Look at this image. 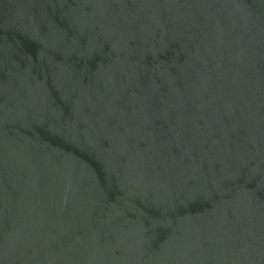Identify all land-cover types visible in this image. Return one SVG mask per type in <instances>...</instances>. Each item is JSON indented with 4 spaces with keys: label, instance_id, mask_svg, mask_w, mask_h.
<instances>
[{
    "label": "water",
    "instance_id": "1",
    "mask_svg": "<svg viewBox=\"0 0 264 264\" xmlns=\"http://www.w3.org/2000/svg\"><path fill=\"white\" fill-rule=\"evenodd\" d=\"M0 264H264V0H0Z\"/></svg>",
    "mask_w": 264,
    "mask_h": 264
}]
</instances>
